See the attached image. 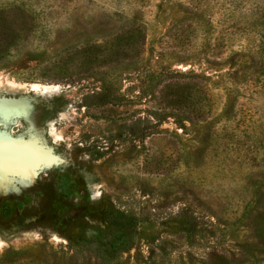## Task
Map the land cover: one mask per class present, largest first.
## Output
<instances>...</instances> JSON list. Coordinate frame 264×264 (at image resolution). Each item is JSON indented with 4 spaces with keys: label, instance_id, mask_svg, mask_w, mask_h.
<instances>
[{
    "label": "rangeland",
    "instance_id": "obj_1",
    "mask_svg": "<svg viewBox=\"0 0 264 264\" xmlns=\"http://www.w3.org/2000/svg\"><path fill=\"white\" fill-rule=\"evenodd\" d=\"M262 36L264 0H0V131L57 159L6 177L0 264H264ZM119 211L133 248L84 252Z\"/></svg>",
    "mask_w": 264,
    "mask_h": 264
},
{
    "label": "trees",
    "instance_id": "obj_2",
    "mask_svg": "<svg viewBox=\"0 0 264 264\" xmlns=\"http://www.w3.org/2000/svg\"><path fill=\"white\" fill-rule=\"evenodd\" d=\"M258 51L262 52L261 63L264 66V36L261 37ZM259 52L255 53L258 54ZM164 73H162L163 75ZM164 76V75H163ZM182 100H188L191 94L185 91L180 94ZM121 98L112 89L105 88L102 90H93L84 95L83 104L86 107L96 105L120 104ZM166 118H162L164 121ZM140 124V122L138 123ZM121 134L129 133L132 136L140 135V126L134 123H124ZM21 202L14 204L12 201L5 200L1 204V217L7 221L16 208L22 207ZM138 229V220L136 217L128 215L124 212H115L108 220L106 228L102 229L98 236L92 237L86 242L80 243V247L84 252L93 253L103 262H110L119 257V255L132 249Z\"/></svg>",
    "mask_w": 264,
    "mask_h": 264
},
{
    "label": "water",
    "instance_id": "obj_3",
    "mask_svg": "<svg viewBox=\"0 0 264 264\" xmlns=\"http://www.w3.org/2000/svg\"><path fill=\"white\" fill-rule=\"evenodd\" d=\"M31 91H29L30 93ZM32 94H35L34 92H31ZM25 92L22 93L24 95ZM37 95V94H36ZM20 101L26 102L28 106L29 105V98L28 96H19L17 98H1L0 99V126H7L9 124H12L13 126L17 125L14 124V121L19 118L21 113H13L8 109H18L17 105L20 103ZM2 131H0V137L2 140H0V147H4L5 150H8L10 147H17L19 145H33L36 144L42 149H44L42 146H40L36 141L30 140V141H19L18 139H13L9 136L3 135ZM46 151V150H45ZM48 152V151H47ZM49 153V152H48ZM53 156V155H52ZM54 157V156H53ZM55 158V157H54ZM55 162H57V159L55 158ZM53 163V164H54ZM51 164V165H53ZM51 165H40L38 161H25L21 157L19 158H13L9 160H0V195H3L5 193V185L4 181L6 180V177L9 175H21V176H28L32 173L33 169L36 166H51Z\"/></svg>",
    "mask_w": 264,
    "mask_h": 264
},
{
    "label": "bare ground",
    "instance_id": "obj_4",
    "mask_svg": "<svg viewBox=\"0 0 264 264\" xmlns=\"http://www.w3.org/2000/svg\"><path fill=\"white\" fill-rule=\"evenodd\" d=\"M51 87H54V86H50V88ZM54 89H53V91H54ZM55 90H57V88ZM2 134L5 135V133H2ZM0 140H2L1 137H0ZM18 140L21 141L20 139H18ZM19 157H21L25 161H34V160H36V161H38V163H41L43 161L44 162L47 161L45 163H48V162H50L52 160V155L50 153H48L47 151H45L44 149H42L41 147H39L38 145H36V144H33V145H19V146L14 147V148L10 147L8 150H5L4 147H0V160H9V159L19 158Z\"/></svg>",
    "mask_w": 264,
    "mask_h": 264
}]
</instances>
